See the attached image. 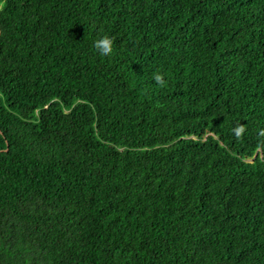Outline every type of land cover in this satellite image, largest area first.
Returning <instances> with one entry per match:
<instances>
[{"label": "trees", "instance_id": "obj_1", "mask_svg": "<svg viewBox=\"0 0 264 264\" xmlns=\"http://www.w3.org/2000/svg\"><path fill=\"white\" fill-rule=\"evenodd\" d=\"M0 5V264H264V0Z\"/></svg>", "mask_w": 264, "mask_h": 264}, {"label": "clouds", "instance_id": "obj_2", "mask_svg": "<svg viewBox=\"0 0 264 264\" xmlns=\"http://www.w3.org/2000/svg\"><path fill=\"white\" fill-rule=\"evenodd\" d=\"M2 8V5H0ZM94 48L103 56H111L113 52V39L107 35L102 36L94 42ZM153 79L156 84L163 87L166 84L164 75L160 72L153 73ZM234 135L237 139H241L245 132V127L243 125H238L234 130ZM264 136V130L259 133Z\"/></svg>", "mask_w": 264, "mask_h": 264}, {"label": "water", "instance_id": "obj_3", "mask_svg": "<svg viewBox=\"0 0 264 264\" xmlns=\"http://www.w3.org/2000/svg\"><path fill=\"white\" fill-rule=\"evenodd\" d=\"M6 149H7V148H6ZM6 149H5V150H6Z\"/></svg>", "mask_w": 264, "mask_h": 264}, {"label": "rangeland", "instance_id": "obj_4", "mask_svg": "<svg viewBox=\"0 0 264 264\" xmlns=\"http://www.w3.org/2000/svg\"><path fill=\"white\" fill-rule=\"evenodd\" d=\"M251 160V159H250Z\"/></svg>", "mask_w": 264, "mask_h": 264}]
</instances>
